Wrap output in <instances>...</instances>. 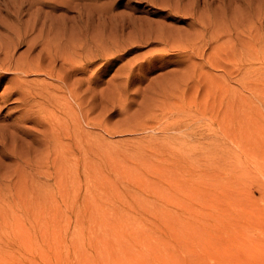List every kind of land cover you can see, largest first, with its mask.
<instances>
[{"label": "rangeland", "instance_id": "obj_1", "mask_svg": "<svg viewBox=\"0 0 264 264\" xmlns=\"http://www.w3.org/2000/svg\"><path fill=\"white\" fill-rule=\"evenodd\" d=\"M0 5V97L42 95L40 121L0 129V264H264V0ZM81 6L130 26L79 51Z\"/></svg>", "mask_w": 264, "mask_h": 264}, {"label": "bare ground", "instance_id": "obj_2", "mask_svg": "<svg viewBox=\"0 0 264 264\" xmlns=\"http://www.w3.org/2000/svg\"><path fill=\"white\" fill-rule=\"evenodd\" d=\"M0 4H1V0H0ZM0 6H2V5H0ZM12 7H14V5ZM81 8H83V7L81 6L80 8H78L79 9L78 16L82 20L80 22V24H81L80 26H82L84 28L85 33H81L82 38L80 39L79 42L75 43L76 49H78L79 51H81V50L87 51L88 50L87 39L90 40V44H91L90 47L95 48V46H97L98 48L105 49V47H107L108 44H106L105 42L98 41V40H91L90 39V33L93 34L94 31L95 32L98 31L97 26H102L103 30L106 31L108 26L104 22L108 21V20L116 19L118 17V14L113 12V11H109V10L97 11L98 10L97 9L95 11L97 14H93L91 16L89 13H87L88 11H86L85 9H81ZM10 10L11 9L9 8V11ZM10 12L12 13V11H10ZM87 17H88V19L83 21ZM116 20H117L116 24L118 26H120L119 32L121 34H125L124 31L127 27L130 26V24L128 22H123L122 20H119V19H116ZM91 27H93L94 29H92ZM90 30H92V32H90ZM58 39H59V42H62V38L58 37ZM59 42H56V41L53 42V40L38 39L34 43L30 44V47H31V50H34L36 47H39V50L37 53L48 54L50 60L55 61L54 63H59V66L53 65V67L50 68V70H51L50 73L53 74L55 72L57 77L59 76L60 79H63V77H60L62 71H64V72L67 71V72L72 73V74L77 72L78 66H76L74 64H78V61L76 60L75 56L66 55L65 52H62L61 54H59L58 52H56V54H52L53 53L52 50H55L54 46H59V44H60ZM64 50H66V49L63 48V51ZM42 58H44L43 55H40L37 59H34V61L31 62V64L33 66L32 69L29 68V70H26V71H35V72L42 71L44 69L43 68L44 62H43ZM93 59H94V56H91L88 58V62L90 65L92 64L91 62L93 61ZM68 61L73 63L72 67L70 66ZM47 66H49V64ZM28 67H29V65H28ZM34 67L36 70H33ZM67 72H65V76H67ZM85 79L89 83H91L93 81V76L89 75L88 79L87 78H85ZM10 86H7L8 90L6 91L5 94H3L0 97V110L4 109V108L2 109V107H7L8 103H11L12 99L17 100L18 103H24V105L18 104V106H17L18 108H17V110H15V112L5 114L4 115L5 117L2 121V123H0V129L1 130H7L8 127L11 125L25 126V122L37 123L38 121H40L41 119L39 118V115L37 114V111H36L37 109L34 108L35 106L41 105V103L36 102L37 100H35V98H34V97H39V96L42 97V95H40L39 91H36L35 93H33L31 90L26 89L21 84L18 87L12 86L11 88H9ZM58 86L63 87L62 84H58ZM40 89H45V88L42 87ZM14 95H16V97H14ZM12 102H14V101H12ZM16 112H19V113L17 115H15ZM0 116H1V114H0Z\"/></svg>", "mask_w": 264, "mask_h": 264}]
</instances>
